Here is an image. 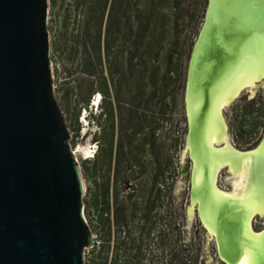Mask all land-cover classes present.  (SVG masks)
<instances>
[{"label": "rangeland", "instance_id": "rangeland-1", "mask_svg": "<svg viewBox=\"0 0 264 264\" xmlns=\"http://www.w3.org/2000/svg\"><path fill=\"white\" fill-rule=\"evenodd\" d=\"M116 1L126 11L125 43L122 33L110 42L106 31ZM86 2L92 1L49 0L61 111L74 149L93 157L79 158L92 234L85 264H172L184 244L200 245L204 264H223L198 215L188 217L193 168L185 148V92L208 0H95L106 16L94 51L77 48ZM99 113L106 118L97 126L92 116ZM224 115L230 143L239 151L256 149L264 137L261 87ZM233 182L228 171L220 174L223 191L231 192ZM253 228L261 232L264 220L256 219Z\"/></svg>", "mask_w": 264, "mask_h": 264}, {"label": "water", "instance_id": "water-1", "mask_svg": "<svg viewBox=\"0 0 264 264\" xmlns=\"http://www.w3.org/2000/svg\"><path fill=\"white\" fill-rule=\"evenodd\" d=\"M49 8V0H0V264H85L92 244L84 179L60 107ZM209 10L208 0L192 53ZM237 226L221 236L225 253L230 237L239 240Z\"/></svg>", "mask_w": 264, "mask_h": 264}, {"label": "bare ground", "instance_id": "bare-ground-1", "mask_svg": "<svg viewBox=\"0 0 264 264\" xmlns=\"http://www.w3.org/2000/svg\"><path fill=\"white\" fill-rule=\"evenodd\" d=\"M209 5L185 92V148L193 168L188 217L199 216L208 238L216 239L222 261L264 264V230L253 228L256 219L264 220V137L256 149L239 151L229 141L224 115L244 93L255 96L264 87V0H210ZM75 152L79 167L80 157L90 158L84 149ZM224 170L234 181L231 192L219 187ZM224 220H230L228 226ZM235 222L241 228L239 240L234 243L230 237L225 253L221 236L228 229L236 231Z\"/></svg>", "mask_w": 264, "mask_h": 264}, {"label": "flooded vegetation", "instance_id": "flooded-vegetation-1", "mask_svg": "<svg viewBox=\"0 0 264 264\" xmlns=\"http://www.w3.org/2000/svg\"><path fill=\"white\" fill-rule=\"evenodd\" d=\"M132 20L134 22H136V15L135 13L132 15L131 17V21H130V39H131V42L133 43V46L135 48V42H136V35H135V32L136 31H132ZM107 24H106V28H107V33H108V36H109V41L110 42H116V40H119L121 38V33L123 34V39H124V43L126 42V38H127V19L125 16H123L122 14H118L115 16V19L114 21H110L109 22V16L107 18ZM103 25H104V21H103V24L102 22L99 23L97 20H93L91 19L89 16L85 17L84 18V23L82 24V26L84 27L82 34V44H78V49H80L82 46L84 48V50H87V47H89V45L91 46V49L94 51L98 48H100V43H101V36H102V29H103ZM102 28L101 31L99 28ZM113 28V32H108V29L109 28ZM106 40V36H104V42ZM74 46H76L74 44ZM77 48L75 49L77 55H78V50ZM124 49H125V46H124ZM130 59H131V62H135L136 61V56L135 54L132 52L131 55H130ZM99 104H100V101L97 105V111L99 109ZM95 105V103H93V106ZM103 113H99L98 115H94L92 116V123L94 124L95 123V120L94 118L97 120H100V124L97 123V126L98 125H101V123L105 120L104 118H106L105 115H102ZM97 120V121H98ZM90 160L93 159L92 158H89Z\"/></svg>", "mask_w": 264, "mask_h": 264}, {"label": "trees", "instance_id": "trees-1", "mask_svg": "<svg viewBox=\"0 0 264 264\" xmlns=\"http://www.w3.org/2000/svg\"><path fill=\"white\" fill-rule=\"evenodd\" d=\"M92 1L89 5H87V2L84 4V6L80 5L78 3V5L81 6V9L84 11L83 15H82V24L84 23V18L89 16L91 19L93 20H97L99 23L102 22L103 24V21L105 19V5L104 7H97L95 4H94V1L95 0H90ZM112 11H114L112 13ZM135 12H133L134 14ZM118 14H122L123 16L126 17V11L125 10H122V6H121V3L117 2L115 3V6L114 8H110V13H109V22L110 21H114L115 19V16L118 15ZM136 14V13H135ZM84 27L81 26V30L83 31ZM100 31H101V27L99 28ZM113 28H109L108 29V32H113ZM94 120L99 123L100 120H96L94 118ZM100 124V123H99ZM174 258V257H173ZM173 258H171V263L173 264L176 263V264H204V261L202 259V255H201V250H200V245L196 246L194 244H190V245H183L180 250H179V254L177 256V258L174 260Z\"/></svg>", "mask_w": 264, "mask_h": 264}, {"label": "built area", "instance_id": "built-area-1", "mask_svg": "<svg viewBox=\"0 0 264 264\" xmlns=\"http://www.w3.org/2000/svg\"><path fill=\"white\" fill-rule=\"evenodd\" d=\"M88 251H89V249L86 252H88Z\"/></svg>", "mask_w": 264, "mask_h": 264}]
</instances>
